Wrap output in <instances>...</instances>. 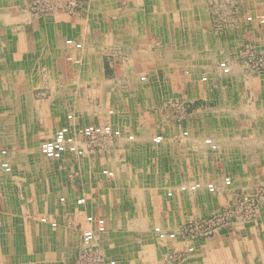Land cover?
<instances>
[{
  "label": "crops",
  "instance_id": "obj_1",
  "mask_svg": "<svg viewBox=\"0 0 264 264\" xmlns=\"http://www.w3.org/2000/svg\"><path fill=\"white\" fill-rule=\"evenodd\" d=\"M29 1L0 0V141H20L25 163L28 148L22 142L29 131L37 133V142L51 139L67 123L109 124L123 132L100 142V150L86 154L81 164L68 157L67 163L53 161L47 185L28 186L33 192L23 205L39 200L46 188L52 207L43 211L59 225L53 235H30L40 261L73 263L85 216L104 217L115 196L100 171L117 175L121 171L113 159L128 160L136 145H153L155 135L162 136L159 150L168 174H191L190 182H212L221 189L223 178L232 181L216 195L176 190L174 201H162L159 218L173 231L264 182V72L247 70L235 55L248 42L264 50V25L244 21L249 15L264 17V0H83L73 15L40 17L28 12ZM217 22L224 32L215 30ZM68 38L82 46L66 47ZM218 61L229 66L227 75ZM176 108L184 112L180 125L174 121ZM204 139L217 145L216 153ZM169 180L166 186L176 187L185 177L175 185ZM81 197L85 205L77 207ZM9 204L14 201L5 205L10 213ZM2 217L0 208L3 224ZM105 220L106 233L97 244L116 264H264V197L254 222L198 241L193 253L174 263L162 260L171 250L141 239L148 224L117 232L107 244ZM125 234L139 239L126 247L120 240ZM6 236L3 225L0 247ZM172 245L171 253L184 251L180 243Z\"/></svg>",
  "mask_w": 264,
  "mask_h": 264
},
{
  "label": "rangeland",
  "instance_id": "obj_2",
  "mask_svg": "<svg viewBox=\"0 0 264 264\" xmlns=\"http://www.w3.org/2000/svg\"><path fill=\"white\" fill-rule=\"evenodd\" d=\"M32 2L33 0H30L28 2L29 3L27 5L28 12L32 15H36L40 17L41 15L31 10ZM215 30L218 33H222L225 31L223 27L218 25V22L216 23ZM67 40H72V39L68 38L64 41V45L68 48L75 49L82 46L81 43L76 42L74 40H72L73 43L71 45H67L66 44ZM246 45L252 46L256 50V52L262 54H264V50H259L256 48V46L253 43L248 42V43H244L243 46L236 52L235 55L237 57L236 58L237 61L239 63L241 62V64L247 70L252 71L246 65L245 59L242 55L243 53L242 49ZM222 62L224 61H218V66H217L218 69H219V64ZM174 121L175 122L177 121L176 115ZM177 124H179V122ZM27 133L28 134H26L27 135L26 137L28 139L22 142L26 144L27 145L26 147L28 148L27 150L28 156H27V161L25 163L23 162L24 158H21L20 152H18V148L21 145L20 141L18 140L0 141V152L5 149L7 150V148L8 150L11 151L10 152L11 154L9 156L10 158L7 156L6 159V161L9 162L11 167L10 172H4L0 167V208L4 214V217H2L3 224L1 222L0 223L1 226L4 225V231L7 235L6 237H4V240L0 247V264H47L40 261L39 257L41 253H39L38 250H35L31 247V244H33L34 242H32L33 239H31L32 236L30 235L32 234L42 235L43 233L47 235H53V233H55V231L58 230L59 228L57 222H56L57 227L55 228H51L47 224L41 222L42 218L49 219L48 211H43V210L44 209L48 210L50 209V207H52L49 204L46 188L40 189L41 195L39 200H36L33 203L31 201L23 205V201L25 200L24 198H26V196L28 197L31 196L30 193L33 192V189L31 190V188L28 186L35 184L37 182H40L41 186L47 185L46 183L48 182L50 176L49 171L53 168L52 165L56 164V162H53L45 158L41 154L40 144L42 143V141L40 142L38 141L39 142L38 144L37 133L36 132L32 133L30 131ZM181 137H183L182 133H181ZM178 139L181 140V138ZM160 145H156V144L146 145V148L143 147L142 149L141 147L136 145L135 147L136 150L134 152V155L132 157L130 156L128 160L112 158L113 159L112 162H114L120 168L121 172L118 173L117 175H115L112 172L113 176L111 178L102 175L103 170L100 171L102 179L103 180L106 179L109 182L107 184L108 189H110L111 193L112 194L114 193L115 195L114 199L113 200L111 199V201L107 203L109 205L104 207L106 214L104 218H106L107 216L109 219V221H107L106 241L107 244H110L111 240L115 238L113 237L114 234L126 230L128 231V229L130 228L142 230L146 223L148 224L149 230L147 231L146 236L145 237L143 236L141 239H144V242L147 245H151V244L154 246L157 245L164 248L165 250H171V251H167L168 253H164L162 255L163 256L162 260L165 263H174L176 261L173 262L168 259V256L176 254V253H171L172 251H174L172 250L173 247L172 244H174L175 242L180 243L183 246L184 251L177 253L185 254L186 252L185 245L187 242L192 243L195 246V244L198 241L202 240V239L200 240L191 239L185 241L182 235L183 227L195 222V220L198 218L180 224L178 226V229L173 231L169 227L165 226V224L162 223V221L159 218L161 213L160 203L162 201L163 203H165V200L168 202L174 201L176 198L175 197L176 190H178L179 194L189 195V196L195 195L197 192H199L202 189L206 192L204 186L207 184V182L206 183H202L199 181L190 182L189 176H191V174L184 173L183 176L185 177V180L176 184L175 182L178 181L179 178L181 179V177L183 176L182 174H177V173H169V174L167 173L166 171L167 165L165 164L164 157L162 156L164 152L162 149L159 150ZM217 150L216 151L210 150V151L216 153ZM90 153L91 152L87 154ZM85 156L81 158H73V159L77 164H81L82 160H86L84 159ZM13 157L15 162L14 164L11 159ZM68 158H72V157H68ZM2 159L3 158L0 155V163ZM62 160H64L65 163H67L66 160L68 159L67 157H64ZM18 161L21 162L19 163ZM91 163H93L92 160L90 164ZM129 168L130 170L128 171ZM123 169L127 171H123ZM169 179L173 181H170ZM166 180L167 181L169 180L171 184L173 185L176 184L177 186L176 187L166 186L169 185L166 184L165 182ZM194 183H200L203 187L196 193H182L179 191V188L181 186H187ZM208 183H212V182H208ZM222 184H223V180H222ZM113 185L115 186V189L112 191V189L114 188ZM261 185H264V182L245 192L251 194L255 191L256 188H258ZM218 189L219 192H221L223 189H228V188L224 187L223 184L222 189L221 188ZM168 194H171V196L169 197ZM237 194L239 193H235L234 195ZM11 201H14V204H12V206L11 204H9L10 209H12V212L9 213L8 211L5 210L6 208L5 205L7 204V202H11ZM157 226L166 232H174L177 236L176 240L163 241V242L158 240V238L153 232V229ZM17 230H18V234H17ZM135 239L137 240L139 238L127 236L126 234L124 238H120V240H122V245L126 247L127 246L131 247L133 245L132 241H134ZM20 245H23V250H22L23 252H21L20 250L19 252L17 251V248H21L19 247ZM4 249L5 251L1 252ZM22 255L23 258L21 257ZM36 257H38V259ZM183 258L184 255L181 259ZM17 259L18 260L21 259L22 263L16 262ZM37 260L39 262H37Z\"/></svg>",
  "mask_w": 264,
  "mask_h": 264
},
{
  "label": "built area",
  "instance_id": "obj_3",
  "mask_svg": "<svg viewBox=\"0 0 264 264\" xmlns=\"http://www.w3.org/2000/svg\"><path fill=\"white\" fill-rule=\"evenodd\" d=\"M83 0H33L31 10L37 12L39 15H48L53 13H64L66 15H73L80 8ZM247 23L257 22L259 25H264V17L258 16H246L244 19ZM72 40H67L66 44L71 45ZM243 57L245 63L253 72H264V54L256 52V50L249 45L244 46ZM68 60L72 61L71 58ZM77 63V61H74ZM219 69L222 74L227 75L229 73V67L226 62L219 64ZM202 81H206L203 77ZM183 109L176 108L175 115L178 122L182 120ZM67 121H72V116H67ZM188 133L184 131L183 137H186ZM123 132L114 128L109 124H89L82 127H74L72 124L67 123L59 127L53 134L52 138L43 141L40 144L41 154L51 160L60 161L64 157L81 158L89 152L100 150V142L103 140H112L121 138ZM128 141H133V135H127ZM162 142V136L155 135L152 137V143L159 145ZM204 144L209 147L211 151L217 150V145L211 140H204ZM3 158L0 167L4 172H10V164L6 161L7 151L2 150L0 152ZM102 175L111 178L113 173L108 170H103ZM224 187L230 188L232 181L229 177L223 179ZM203 186L200 183H194L187 186H181L179 191L182 193H196ZM206 192L210 195H216L219 193V189L214 183H207L204 186ZM170 197L171 194H168ZM264 197V185L259 186L251 194L241 192L235 195L232 200L220 207L218 210L211 213L209 216L198 218L195 222L183 227L182 235L184 240H205L213 237L220 230L236 225L247 224L254 222L256 219L257 211L261 199ZM60 202L64 199L60 198ZM77 207L85 205L84 198H78L75 201ZM41 222L47 224L51 228L57 227V223L53 220L42 218ZM85 228L81 231L77 252L72 264H116V261L108 257L99 247L98 238L106 233V220L102 216H95L88 214L85 216ZM2 226L0 223V230ZM154 234L160 241H174L177 236L174 232H166L160 227L153 229ZM1 242V237H0ZM185 253L191 254L195 248L192 243L187 242L185 245ZM184 254L176 253L168 256L170 261H178Z\"/></svg>",
  "mask_w": 264,
  "mask_h": 264
}]
</instances>
